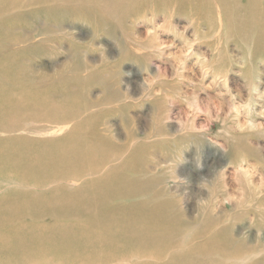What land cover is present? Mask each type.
Here are the masks:
<instances>
[{
    "label": "rangeland",
    "instance_id": "rangeland-1",
    "mask_svg": "<svg viewBox=\"0 0 264 264\" xmlns=\"http://www.w3.org/2000/svg\"><path fill=\"white\" fill-rule=\"evenodd\" d=\"M44 5L40 0H27L6 10V17L16 19L5 30L8 40H2L5 47L0 50V55L5 53L10 56L7 76L12 79L16 75L21 78L25 75L33 88H22L32 91L43 89L45 84L50 83L55 92L50 104L55 110L56 122L62 128L60 131L74 128L85 138L93 134L94 146L101 143L96 135L107 136L105 154L107 152L112 156L99 173L102 174L108 167H116L130 181L153 184L150 191H139L123 204L141 202L147 207L167 205L164 209L167 219L179 223L187 232L190 228L195 229L197 223L212 217L215 222L211 230L224 229L236 246L244 250H261L258 259L264 260V191L256 194V204L248 209H234L232 205L220 203L216 213H213L205 212L197 203L201 198L210 197L204 184L209 188H220L221 169H226L223 183L228 185L229 191L235 188L233 166L242 156H246L250 163L259 165L258 170L264 173V132H238L235 122L231 120L224 124H206V131H185L176 122L185 110L183 99L191 97L193 93L198 95L203 107L209 99L220 98V93H223L222 99L226 105L233 96L237 103L244 102L248 98L250 81L258 92H264V40L262 47L251 35H230L229 28L224 27L230 26V21L224 20V13L219 9L218 24L213 25V21H192L188 14L178 15L175 10L149 8L145 4L132 8L128 16L120 20L108 14L111 11L114 13L113 8H117L112 5L105 7V16L108 17L105 22L91 16L79 20H52L46 18ZM149 17L156 18L153 25L146 22H151ZM119 21L123 22L120 24ZM161 23L163 30L157 35L172 43L173 47L166 49L159 58L151 53H139L137 48L142 45L136 36L143 37L149 27ZM58 27L65 32L57 33ZM102 28L108 33L101 31ZM1 33L3 36L2 29ZM42 34H46V38H42ZM193 34L201 35L202 43L193 49L194 55L186 60L183 75L187 79L178 83L171 78L169 53L181 48L184 39H191ZM256 44L261 46L262 52L261 49L254 51ZM200 54L215 65L202 82L194 58ZM249 54L250 67L248 64L242 67V59ZM225 71L227 90L215 80L217 72ZM146 75L160 76L153 86L150 99L142 96L141 84ZM18 87L21 89V86ZM124 91H128L131 100L122 94ZM157 92L159 95H156ZM169 95L176 97L171 106L166 99ZM65 100L72 103L67 104ZM253 100L254 113L264 110V99L254 96ZM63 111L68 112L67 115ZM58 114L63 115L60 117ZM254 119L264 123V118L254 116ZM205 123L206 118L200 116L195 126L199 129ZM78 124L81 126L75 128ZM174 156H178L175 172L182 180L166 189L164 185L168 178L156 169L151 157L163 163ZM222 198L223 192L216 191L213 199L222 201ZM257 207L261 208L259 212ZM229 217L231 222L226 223ZM196 241L192 239L190 244ZM165 244L167 241L161 245ZM13 246L14 243L6 245L3 239V250L8 247L11 251ZM162 258L165 260L167 257L163 255ZM39 264L48 262L41 260Z\"/></svg>",
    "mask_w": 264,
    "mask_h": 264
},
{
    "label": "bare ground",
    "instance_id": "bare-ground-1",
    "mask_svg": "<svg viewBox=\"0 0 264 264\" xmlns=\"http://www.w3.org/2000/svg\"><path fill=\"white\" fill-rule=\"evenodd\" d=\"M22 1L27 0H0V50L5 30L16 21L5 16L6 10ZM40 1L52 20L91 16L105 22V7L110 5L117 8L107 13L120 20L145 4L217 25L219 9L230 21V26L224 25L230 35H251L261 46L264 40V0ZM258 44L254 51L261 49ZM9 60V55H0V264H232L245 253L255 254L253 264L264 263L258 259L261 250H244L224 229L211 230L212 217L196 224L192 239L198 241L185 246L189 232L167 219V205L123 204L139 191H150L153 184L130 181L116 167L99 173L112 156L105 154L107 136L96 135L101 143L94 146L93 134L85 138L74 128L60 131L50 104L54 88L47 83L40 90H24L32 83L23 73L22 78L7 76ZM3 239L6 245L14 243L11 251L3 250Z\"/></svg>",
    "mask_w": 264,
    "mask_h": 264
},
{
    "label": "clouds",
    "instance_id": "clouds-1",
    "mask_svg": "<svg viewBox=\"0 0 264 264\" xmlns=\"http://www.w3.org/2000/svg\"><path fill=\"white\" fill-rule=\"evenodd\" d=\"M155 17H149L150 23L146 21L149 25H153ZM163 30V23L149 27L143 37L136 36L140 41L141 47L137 48V51L141 54L151 53L157 56L163 55L166 49L173 47V44L160 39L157 35L159 31ZM57 33L62 34L65 31L61 30L59 27L56 29ZM184 31H187L185 29ZM42 38H46V34H42ZM203 37L201 35L193 34L191 39H184L183 46L178 48L174 53H169V60L172 61L171 70H172V79L178 83L184 82L187 78L183 75L186 71L185 64L189 56H193V49L202 43ZM195 63L199 67L201 72V82L206 78L209 73L214 70V63L210 62L208 57L203 54L195 55ZM250 54L247 58L242 59L241 66L246 64L250 67ZM85 59V57H84ZM86 61V60H85ZM145 73L147 69L145 68ZM160 80V76L146 75V78L142 81L141 88L143 90L142 96H148L149 99L152 96L153 86ZM215 80L221 82L225 89L227 90V72H217ZM192 83V81H189ZM122 94L126 95L127 99L131 100V97L128 95V91H124ZM156 95H159L157 92ZM223 93L218 94V99H209L207 104L203 107L201 106L198 95L193 93L191 97H185L183 103L185 105V110L182 111V115L178 123L180 129L185 131L195 130V131H206V124L212 123H221L224 124L228 121L235 122V129L238 132L244 133H259L264 132V123L257 122L254 119V116L264 118V110L259 112H253L254 109V100L255 96L257 99H264V92H258L257 88L253 83H249L248 88V98L242 102L237 103L236 97H231L227 105L222 99ZM169 106L175 103L176 97L169 95L167 98ZM226 109V110H225ZM200 116L206 118V123L199 129L195 126V121ZM241 117L243 119L241 120ZM107 126V125H106ZM109 127V126H107ZM155 162V167L157 170H160L161 173L168 178V182L164 185L166 189L170 187L172 183H179L182 178L177 177L175 169L178 161V156L170 158L168 161L161 163L155 157H151ZM259 165H255L249 162L246 156H242L239 161L233 166V175L232 179L236 185L234 189L229 191L228 185L223 183L226 180L225 172L226 169H221L219 172V182L220 188H209L207 184H204L203 187L209 191L210 197L205 199L201 198L198 200V207L205 210V212L212 211L216 213L220 203L224 205H232L234 209L236 208H252L256 204L255 196L256 194L264 191V173H261L259 170ZM216 191L223 192L222 201L213 199L216 195ZM215 204V207L213 205ZM260 207H257V211H260ZM231 218L226 221L230 223ZM189 236L183 241L184 245L187 246L192 237L195 234V229H188ZM255 259V254L245 253L240 257L232 261V264H253Z\"/></svg>",
    "mask_w": 264,
    "mask_h": 264
}]
</instances>
